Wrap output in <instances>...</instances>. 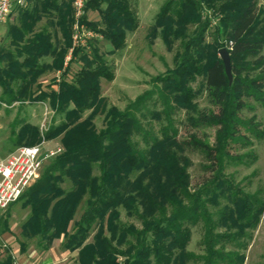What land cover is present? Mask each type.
Here are the masks:
<instances>
[{
  "label": "trees",
  "instance_id": "16d2710c",
  "mask_svg": "<svg viewBox=\"0 0 264 264\" xmlns=\"http://www.w3.org/2000/svg\"><path fill=\"white\" fill-rule=\"evenodd\" d=\"M72 11L71 0H28L0 38V104L48 100L62 116L43 133L46 140L58 139L62 151L18 198L29 209L21 234L41 239L44 249L63 238L65 249L77 250V264H243L264 198L245 191L225 169L254 157L249 150L231 153L236 144L249 148L251 137L264 136L254 113L241 115L256 104L264 112V7L258 0H164L148 38L161 37L169 51L177 47L174 65L151 77V86L124 109L101 95L100 80L111 81L115 73L97 41L89 51L74 48L64 65ZM89 11L99 19H89ZM83 20L110 43L109 53L123 49L127 32L139 25L130 0H87ZM224 46L231 82L218 55ZM73 62L79 67L71 74ZM57 70L58 81H39ZM154 95L161 105L151 111L160 123L158 133L140 118ZM202 95L214 108L199 107ZM179 110L188 130L214 127L213 142L196 132L179 135L172 117ZM100 114L104 124L97 128ZM38 139L37 126L29 122L10 137L17 147ZM187 150L200 152L210 170L193 187ZM120 208L140 226L121 222ZM6 218L0 217V233L9 231ZM198 222L204 230L202 255L187 249ZM25 245L20 243L22 252ZM4 251L0 247V264H13Z\"/></svg>",
  "mask_w": 264,
  "mask_h": 264
},
{
  "label": "rangeland",
  "instance_id": "374dc122",
  "mask_svg": "<svg viewBox=\"0 0 264 264\" xmlns=\"http://www.w3.org/2000/svg\"><path fill=\"white\" fill-rule=\"evenodd\" d=\"M135 8L139 18V25L133 32H127L126 45L123 49L114 53H109L111 45L103 38L99 39L98 45L100 50L105 54L106 60L114 68V79L107 81L102 78L101 95L106 98L109 105H114L119 109H124L128 102L135 99L139 94L151 86V77L170 69L174 65L173 56L175 49L167 50L161 37L157 36L152 41L148 38V27L153 23L155 14L158 12L164 0H130ZM261 7H264V0H258ZM88 17L91 20L99 19L97 12L89 11ZM7 25L0 29V33H5ZM2 34V35H3ZM209 39V35L207 36ZM264 54V49L262 50ZM78 64L73 62L71 65V74L78 68ZM55 72H49L43 75L39 80L42 84L48 83L52 78L56 81ZM157 99L154 95L145 103L146 108L144 117H140L145 127L153 132L158 133L160 123L151 116V111L160 110L161 105L154 103ZM197 102L199 107H211L204 95L198 97ZM88 111H86V114ZM255 114L256 120L260 123V127L264 129V112L263 108L255 105L253 112L243 110L241 115L249 117ZM61 115L54 112L49 101H16L12 105L0 104V159L4 158L8 153L14 150L17 146H13L10 137L12 130H18L23 122H29L36 125L38 128L39 139L41 141L40 125L44 121L46 129L52 124H57L61 119ZM175 124L179 128V135H186L188 132H196L198 136L207 135L210 142H213L214 127L198 128L188 130L187 125L183 123L185 114L183 110L176 111L172 115ZM150 122L151 127L146 125ZM97 128L104 124L103 115H98L95 118ZM140 145L143 144L139 136H134ZM252 145L243 146L240 143L236 144L231 153H242L244 151H252L254 157L245 162H230L226 166V173L230 174L234 180L244 188L245 191L252 193L258 192L264 198V136L262 138L251 137ZM26 144V143H22ZM21 145V144H20ZM45 147H54L59 145L58 139L45 140ZM186 155L191 160V165L188 168L190 174L191 187L201 183L204 179L210 176V170L205 167L207 162L202 154L198 151L187 150ZM48 163V162H47ZM40 170L43 171L46 164ZM97 173V170H94ZM39 174V175H40ZM22 199L10 204L7 208L0 211V217L3 219L7 215L9 231L0 233V247L2 252L7 250L13 256V264H77V250L69 251L63 247V238H55L48 249H44L39 238L26 239L21 234V224L28 216L29 209L24 207ZM84 207V201L77 208L74 220L79 217ZM120 220L124 223H133L136 227L140 226V222L134 216H128L125 210L120 208ZM73 222L70 223V227ZM95 231L93 226L91 234ZM202 222H198L191 227L190 240L187 249L191 252L202 255L204 247L202 244L203 237ZM251 239L243 253L245 260L243 264H264V212L261 214L258 224L251 231ZM25 242V250L22 252L20 243ZM44 242V241H43ZM4 249V250H3ZM4 251V253H5ZM122 260V258H119ZM185 264H202L200 260L188 261Z\"/></svg>",
  "mask_w": 264,
  "mask_h": 264
},
{
  "label": "built area",
  "instance_id": "2783aa9c",
  "mask_svg": "<svg viewBox=\"0 0 264 264\" xmlns=\"http://www.w3.org/2000/svg\"><path fill=\"white\" fill-rule=\"evenodd\" d=\"M87 0H71L72 25L71 47L65 57L64 65L71 58L74 48L89 51L92 42L98 41L102 35L83 20ZM28 5V0H0V29L12 22L19 8ZM2 33H0L1 38ZM1 44V40H0ZM228 46H226L227 48ZM59 79V72L56 76ZM40 125L41 141L32 145H20L0 159V211L16 202L23 191L39 177L40 170L50 159L62 151L61 145L45 147L43 129Z\"/></svg>",
  "mask_w": 264,
  "mask_h": 264
},
{
  "label": "water",
  "instance_id": "95a60500",
  "mask_svg": "<svg viewBox=\"0 0 264 264\" xmlns=\"http://www.w3.org/2000/svg\"><path fill=\"white\" fill-rule=\"evenodd\" d=\"M218 55L220 56L223 66H224V71L228 77V81L231 82L232 80V72H231V60H230V54L228 49L224 46L221 47L218 50Z\"/></svg>",
  "mask_w": 264,
  "mask_h": 264
},
{
  "label": "crops",
  "instance_id": "0c3cea01",
  "mask_svg": "<svg viewBox=\"0 0 264 264\" xmlns=\"http://www.w3.org/2000/svg\"><path fill=\"white\" fill-rule=\"evenodd\" d=\"M59 71L57 70L55 73H54V76L56 77L57 76V73H58ZM40 82H41V80H39ZM39 102V101H38Z\"/></svg>",
  "mask_w": 264,
  "mask_h": 264
}]
</instances>
